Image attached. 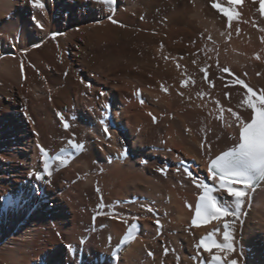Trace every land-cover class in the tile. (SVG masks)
Wrapping results in <instances>:
<instances>
[{"label": "bare ground", "instance_id": "obj_1", "mask_svg": "<svg viewBox=\"0 0 264 264\" xmlns=\"http://www.w3.org/2000/svg\"><path fill=\"white\" fill-rule=\"evenodd\" d=\"M39 2L43 10L34 0H0V264L224 257L196 245L209 234L223 242L232 218L191 225L203 189L183 167L215 186L210 159L239 135L228 109L251 118L250 94L235 81L264 90L261 0H116L111 9L94 0ZM213 2L232 10L231 27ZM228 230V261L264 264V181Z\"/></svg>", "mask_w": 264, "mask_h": 264}, {"label": "snow or ice", "instance_id": "obj_2", "mask_svg": "<svg viewBox=\"0 0 264 264\" xmlns=\"http://www.w3.org/2000/svg\"><path fill=\"white\" fill-rule=\"evenodd\" d=\"M94 2L100 3L111 9L115 4L116 0H94ZM230 3L234 0H229ZM34 6L43 10L44 4L40 3L39 0H34ZM211 7L217 9L223 13V16L227 17L228 26L231 27V21L234 18V14L231 9L222 8L219 3L213 2ZM261 14L264 15V0H261ZM111 20V16L108 17ZM35 20V17L33 18ZM112 23H118L116 20H112ZM37 27L43 28V25L37 22ZM264 31V29H261ZM239 32V29H237ZM56 34H53L55 38ZM211 40V37H208ZM196 61H193L195 64ZM217 66H219L217 61ZM21 70L23 71V62H21ZM200 71L204 73V78L207 79L208 72L206 67L200 68ZM224 73L232 75L230 69L221 68ZM185 82H181V86H184ZM235 83L243 86L250 94L248 99L244 101L247 107L251 109V118L246 119L231 108L228 111L235 118L236 127L239 128V135L237 142L226 151H221L214 158L210 159L208 172L215 182V186H209L208 184L198 182L193 176V173L189 171L187 167H183V172L191 178L192 183L198 188H202L203 192L199 196V201L195 205V218L192 220L191 225H197L198 221H209V220H221L223 218H232L231 222L225 221L223 226V242H218L213 234L201 238L199 243L196 245L197 249L201 247L205 252H211V249L215 248L218 252H223L226 255L224 257L220 255H211L212 264H238L236 259L227 260V255L235 251L233 245V236L229 232L230 223L235 224L239 219L242 208L245 206V198L247 197L248 191L252 189L257 181H264V90L257 93L253 88L249 87L243 80L236 79ZM91 87V85H88ZM163 88V86H162ZM167 91V88H163ZM203 95V93H198ZM227 96L228 93H225ZM253 97L259 100L256 103ZM143 102V101H141ZM218 103V102H217ZM61 120L64 117L57 113ZM149 115H152L149 113ZM155 117L153 120L155 121ZM103 124L104 121L102 120ZM63 127L67 130L70 125L65 122ZM105 133H108V126H104ZM69 145L77 151L84 149L82 143H74L73 140L68 141ZM41 157H43V173L51 175L49 163H48V152L41 145H37ZM204 148V145H201ZM210 150V147H209ZM126 155V153H125ZM63 162V161H62ZM146 163V162H145ZM177 172L181 171V167H177ZM160 172H166V169H158ZM35 179L41 180L44 176L40 171L30 173ZM99 191V189H97ZM214 193H221V195H215ZM230 198V199H229ZM191 207V205H189ZM151 211V209H149ZM95 219V217H94ZM157 226H160V221H156ZM219 229L214 230L218 232ZM111 237H109V241ZM128 237H125V242ZM83 243V241H81ZM68 250H72V246H67ZM152 255V253H149ZM198 258V257H195Z\"/></svg>", "mask_w": 264, "mask_h": 264}]
</instances>
